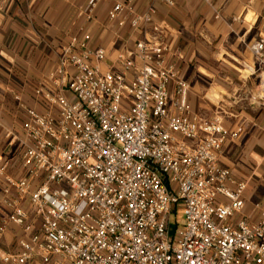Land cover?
<instances>
[{
  "label": "built area",
  "instance_id": "1",
  "mask_svg": "<svg viewBox=\"0 0 264 264\" xmlns=\"http://www.w3.org/2000/svg\"><path fill=\"white\" fill-rule=\"evenodd\" d=\"M99 1L82 15L92 20ZM111 1L109 22L152 33L106 71V49L93 47L91 34L61 48L34 90L42 107H25L26 176L10 175L0 155L2 202L22 231L3 264H264V207L257 222L233 221L248 184L219 162L244 127L194 112L152 4L138 12L137 0ZM252 50L264 62V42ZM259 85L264 92V79ZM179 208L181 228L172 222Z\"/></svg>",
  "mask_w": 264,
  "mask_h": 264
},
{
  "label": "crops",
  "instance_id": "2",
  "mask_svg": "<svg viewBox=\"0 0 264 264\" xmlns=\"http://www.w3.org/2000/svg\"><path fill=\"white\" fill-rule=\"evenodd\" d=\"M89 0H0V155L8 173L26 176L22 165V122L25 107L42 105L34 90L54 70L61 48L73 37L91 34L90 44L107 55L101 69L108 70L118 52L134 48L152 30H134L127 23L109 22L113 2L101 0L88 20L82 10ZM156 12L154 25L168 60L188 83V101L206 118L220 115L226 126L244 127L236 140H228L220 153L221 165L232 170L235 182H247L245 206L233 217L257 222L264 207V62L252 50L264 42V0H177L168 6L157 0H137L136 9L149 5ZM175 89L171 84V92ZM173 95V94H172ZM0 183L1 257L16 252L21 228L8 221ZM31 213L29 198L23 201ZM36 227L39 221L33 216Z\"/></svg>",
  "mask_w": 264,
  "mask_h": 264
},
{
  "label": "rangeland",
  "instance_id": "3",
  "mask_svg": "<svg viewBox=\"0 0 264 264\" xmlns=\"http://www.w3.org/2000/svg\"><path fill=\"white\" fill-rule=\"evenodd\" d=\"M183 209L179 208L177 211V215L173 214L172 215V222L173 223H178L179 227H183L184 225V215H183Z\"/></svg>",
  "mask_w": 264,
  "mask_h": 264
}]
</instances>
